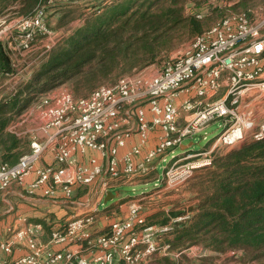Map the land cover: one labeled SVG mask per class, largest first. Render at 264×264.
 I'll return each mask as SVG.
<instances>
[{
  "label": "built area",
  "instance_id": "obj_1",
  "mask_svg": "<svg viewBox=\"0 0 264 264\" xmlns=\"http://www.w3.org/2000/svg\"><path fill=\"white\" fill-rule=\"evenodd\" d=\"M6 20V16L0 17V27ZM13 22L18 26L16 32L0 30L5 50L12 47L28 52L39 39L46 38V55L60 38L49 29L43 4ZM251 92L264 93V13H231L197 36L185 55L168 61L155 76H123L86 97L76 98L65 91L40 99L35 104L40 135L31 139L29 152L16 164H0V192L24 186L34 174L35 179L27 186L31 195L41 190L43 196L53 197L61 191L71 199L78 188L99 184V202L119 183L158 169L184 140L203 133L213 121L226 120L210 149L186 157L173 156L164 168L162 188L177 189L196 169L212 164L218 145L232 148L264 137V119L257 122L252 112L238 111L244 94ZM133 118L139 143L119 157V149L132 132L125 124ZM20 123L21 119L7 130L19 136ZM154 129L160 131L158 142L138 163L135 157L141 155ZM89 152L107 158V166L95 157L88 163L78 160ZM48 153L54 163L39 166ZM191 157L197 159L183 163ZM89 208L52 231L46 243L40 241L43 225L24 220L7 241L0 242V264H5L1 263L3 254L10 255L15 246L23 244L27 253L11 264H151L158 254H173L179 259L192 248L171 252L163 241L176 224L190 220V213L173 217L166 224L148 225L141 197L135 196L124 217L112 221L106 232L97 233L91 229L97 210ZM56 246L63 247L57 250Z\"/></svg>",
  "mask_w": 264,
  "mask_h": 264
},
{
  "label": "trees",
  "instance_id": "obj_2",
  "mask_svg": "<svg viewBox=\"0 0 264 264\" xmlns=\"http://www.w3.org/2000/svg\"><path fill=\"white\" fill-rule=\"evenodd\" d=\"M47 1L0 0V15L8 11L15 16H28ZM218 1L225 4L234 1L233 9H243L234 13L247 12L253 2H264ZM211 2L104 0L81 27L59 38L28 80L1 99L2 162L14 165L29 152V141L7 129L37 103L41 95L77 78L81 83L73 86L76 95L82 88L91 93L98 85L95 78L99 76L131 73L156 63L163 40L173 30L189 23L192 36L203 34L205 30L198 19ZM186 3L199 10L185 16ZM11 74H14L13 63L0 43V76L6 78ZM205 170L210 175V190L190 213V220L176 224L172 232L163 236L164 243L171 252L201 246L213 255L237 252L242 263L264 264V137L246 140L225 153L215 154ZM162 215L161 212L149 215L147 224H166L170 217L166 215L161 219ZM212 254L202 258L201 264H207ZM184 259H188L186 253L180 259L164 256L153 263L182 264Z\"/></svg>",
  "mask_w": 264,
  "mask_h": 264
},
{
  "label": "rangeland",
  "instance_id": "obj_3",
  "mask_svg": "<svg viewBox=\"0 0 264 264\" xmlns=\"http://www.w3.org/2000/svg\"><path fill=\"white\" fill-rule=\"evenodd\" d=\"M74 1H81V3L80 5H74L72 4V2ZM103 2L104 0H49L43 4L45 5L46 23L49 29L53 31L54 34H71L76 28L81 27L84 24L86 17L93 13L96 9H98V7L103 4ZM233 3L234 1H230L228 4H225L222 1L212 0V2L210 3V7L208 9H204L202 16L198 19L201 23V26L203 27V30H205L204 32L210 30L225 16L236 11L243 10L242 8L233 9ZM248 8L249 9L246 13L252 15H261L264 13V2H253L249 5ZM87 9L89 10L87 11ZM197 10L199 9L194 8V5L186 3L185 16H189ZM4 16L7 17V20L6 23H4L0 27V30L8 28V33L16 32V28L18 26L13 21L19 16H15L12 13L10 14V12L8 11L0 15V17ZM190 32L191 26L189 25V23L183 24V26L173 30L167 36V38L163 40V44L160 47L161 55L156 63L140 70H135L131 73H124L119 75L118 73H114L110 76H99L97 77V79L95 78V82L98 83L95 88L113 84L123 76L135 77L137 79H146L155 76L156 74H158V72H160V70H162L164 64H166L170 60L185 55L191 49L193 41L197 36H192ZM40 40L41 41L34 44L33 48L30 51L24 52L25 54L23 53V51H19V49H16L17 51H14L15 53H13L12 55L16 74L20 73V77H22L21 79H25V81L28 71L21 72V70L25 67L24 64L26 58H32L37 62H41V60H43L45 56L44 54V56L40 58L41 52L42 50H45V46L48 41L46 40V38ZM77 83H81V79H74L47 94L41 95L40 98L42 99L47 95L54 98L55 96L65 91L76 97H84L85 95L87 96L90 94V92L87 91L86 88H82L78 91V95H76V93L73 91V86ZM17 85L19 84H16L13 87L16 88ZM14 88H8V91H11ZM6 91V87L3 86V83H0V95L4 94V92ZM35 104L36 103H34L33 105ZM33 105H31L27 110L32 108ZM238 111L240 112V114H248L252 112L257 122L262 121L264 119V93L251 92L244 94L243 99L239 104ZM225 122L226 120L224 119L215 120L203 133H200L192 139L184 140L181 143L184 144V146L182 148L175 149L173 153L169 154L167 156V161L165 163H160L157 171H151L148 176L146 175V178L140 177L141 180H139V186H136L135 184H124V187L121 189V196L141 197V205L143 208L142 212L146 215L147 222L148 216L155 212H161V214H163L161 219L167 215L168 217H170V220L171 218H173V215L179 211L192 213L194 208L201 200V197L210 190V175L207 174L208 172L205 170V167L207 166L198 169L196 172L193 171L194 176L181 187L169 190H164L162 188V186H164L165 184L163 176L164 168L169 164L173 156L186 157L189 154H195V152L198 153L210 149L215 144L216 138L223 131ZM190 140H192L193 144L186 146V144ZM230 149L231 148H226L218 145L214 150L213 156L218 153H225ZM181 152L184 153L180 156H177ZM196 159V157H191L189 159H185L183 163L191 162ZM154 172L158 174V176L155 175ZM89 188H78L71 200L75 203L78 202L84 205L87 204L89 205V207L94 204L96 205V207H99L100 210L105 208V212L109 210L107 214L100 213L98 209L97 211H95L91 229L93 230L95 226H103L101 220L107 221L106 223H108V221H110L112 217L113 219H119L121 215L120 209L125 200H122L118 203H113L117 199V197L105 195V197L101 198L98 202V196L96 195V197L93 198V190ZM106 198L107 202L105 201ZM132 198L133 197H131V199ZM71 206L77 207L75 204ZM105 217H107V219ZM158 224L161 225L162 223ZM186 254L188 259H184L182 264H201V259L211 255L212 253L203 249L201 246H193L189 252H186ZM164 256L165 255L163 254H158L154 257L153 261L158 260L159 258ZM169 256L175 258L173 254ZM239 256L240 254H237V252H229L225 255H213V257L211 258L212 260L208 259L207 264H248L242 263L239 259ZM153 261L151 262V264H154Z\"/></svg>",
  "mask_w": 264,
  "mask_h": 264
},
{
  "label": "crops",
  "instance_id": "obj_4",
  "mask_svg": "<svg viewBox=\"0 0 264 264\" xmlns=\"http://www.w3.org/2000/svg\"><path fill=\"white\" fill-rule=\"evenodd\" d=\"M80 3L81 1L72 2V4L74 5H77V4L80 5ZM73 7H76V6H73ZM88 10L89 9H87V11ZM56 35H58V37H61V36L64 37L70 34H56ZM39 41L41 40L39 39L37 42ZM6 51L8 52L10 59L13 63L12 55L17 50L11 47L7 49ZM45 51L46 50H42L40 58L44 56L43 54L45 53ZM17 53H20V52H17ZM40 64L41 62H37L35 59L26 58L25 64H24L25 67L21 70V72L28 71L26 80H28L32 76L35 69L39 68ZM13 68H15L14 63H13ZM21 78L22 77H20V73L16 74V71L14 69V74H11L9 77L0 79V83H3V86H5L7 90L6 92H4V94L0 95V101L4 97V95H6L9 92L8 88L9 89L11 87L14 88L13 87L14 85L20 84L21 82L25 81V79H21ZM19 119H21V123L18 128L20 132V135L18 137L26 139L30 143L31 139L34 136L40 135L39 112L36 106L33 105L32 108H30L25 113H23L18 118V120ZM125 128H132V132L130 133V136L127 139L126 145L119 149V157H122L134 145H137L139 143V134H137L136 129H135L136 120L134 118L130 119L129 123L125 124ZM159 136H160V131L157 129H154L153 131L149 133L148 144L143 148L141 155H138L135 157V160L138 163L144 159L148 150L156 146ZM192 144L193 142L192 140H190L188 141L186 146H189ZM183 146L184 144H181L179 148H182ZM28 150H30V146ZM183 153L184 152H181L177 156H180ZM91 157H95L98 160V162L101 163L104 167H106L108 164V159L102 158L98 152H89L87 156L78 157V160L81 163H88ZM157 162L158 161H156V163ZM2 163L3 162L0 159V164ZM53 163H54L53 155L51 153H48L46 156H44V158L39 162L38 165L39 166L51 165ZM153 171H157V169ZM155 175L158 176V174L156 173ZM147 176H144L143 178H146ZM34 179H35V175L32 174L31 176L27 178L26 184L24 186L22 187L13 186L8 191L0 192V242L7 241L9 239V236L12 234V232L16 228L21 227L25 220L26 222L40 223L43 225V232L40 235V241L42 243H46L49 241L52 231L68 223L76 214L85 212L91 209L89 208V205L87 204L84 205L78 202L75 203L71 199L66 198L61 191H58L53 197L43 196V193L41 190H38L33 195L29 194L27 192V186ZM139 180H141V178L139 179V177H135L131 179L130 181H124L122 183H119L116 187L109 189L108 192L106 193V196H108L110 192L117 196V199L113 203H118L122 200H125L123 202L124 204L121 206V209H120L121 211L120 218L124 217L127 214L128 204H129L128 202L131 199V197H135V196L122 197L121 189L124 187V184H131V185L135 184L136 186H139ZM90 188L93 190V198L96 197V195L98 194L99 184H94ZM74 204L77 207L71 206ZM91 206L93 207V210L98 209V211L102 214H107V212H109V210L105 212V208L100 210V208L96 207V205L94 204ZM105 218L107 219V217ZM116 219H113L112 217V219L108 221V223H106L107 221L101 220V223H103L102 224L103 226H95L93 228V231L97 233L106 232L110 226V223ZM61 247L63 246H56L55 249L58 250ZM26 253H27V249L25 248L24 244L17 245L14 247L12 254L2 255L1 263L5 262V264H11L14 260H17L18 258L24 256Z\"/></svg>",
  "mask_w": 264,
  "mask_h": 264
},
{
  "label": "water",
  "instance_id": "obj_5",
  "mask_svg": "<svg viewBox=\"0 0 264 264\" xmlns=\"http://www.w3.org/2000/svg\"><path fill=\"white\" fill-rule=\"evenodd\" d=\"M109 195H111V196H113V197H117L115 194H113V193H111V192L108 194V196H109ZM105 201L107 202V198H106ZM184 213H185V211H179V212H177L176 214H174L173 217H179V216H181V215L184 214Z\"/></svg>",
  "mask_w": 264,
  "mask_h": 264
},
{
  "label": "bare ground",
  "instance_id": "obj_6",
  "mask_svg": "<svg viewBox=\"0 0 264 264\" xmlns=\"http://www.w3.org/2000/svg\"><path fill=\"white\" fill-rule=\"evenodd\" d=\"M231 142H234L233 140Z\"/></svg>",
  "mask_w": 264,
  "mask_h": 264
}]
</instances>
